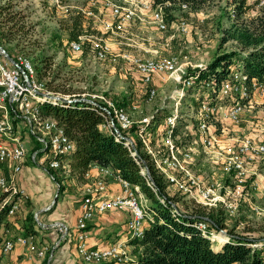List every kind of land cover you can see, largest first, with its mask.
Masks as SVG:
<instances>
[{"label":"built area","instance_id":"obj_1","mask_svg":"<svg viewBox=\"0 0 264 264\" xmlns=\"http://www.w3.org/2000/svg\"><path fill=\"white\" fill-rule=\"evenodd\" d=\"M105 4L110 7L112 18L104 21L103 25L111 32L123 31L126 24L136 18L143 20L144 12H149V22L157 29L163 31L168 27L163 6L154 4L153 0H105ZM262 4L264 0H259L258 5ZM180 8L188 10L185 3H182ZM177 28L181 32L187 31L184 21H180ZM69 45L73 51L81 49L78 40L70 41ZM109 49L105 42L98 43L95 45V54L98 58H103L109 54ZM122 56L128 59L141 75L145 102L152 101L158 95L156 85L152 82L154 76L163 80L177 70L176 55L152 58L123 53ZM197 77L198 74L195 73L181 78L180 87L172 90L168 100L160 107L161 110L168 108L166 114L160 115L157 110L135 123L126 107L118 106L101 96L105 103L100 106L104 117L102 126L110 130L115 140L127 146L137 162L139 160L136 145H139L153 168L165 179L166 188L172 187L178 196L192 199L202 208L219 204L223 209L235 212L239 201L245 196L246 176L252 159L256 156L264 157V141L254 142L243 137L223 145L220 138L224 131V121L237 123L241 120L244 100L250 97L248 78L240 70L234 71L230 79L216 87L212 80L196 82ZM251 86L254 88L255 84L251 83ZM51 93L46 82L38 77L36 68L28 56L9 54L4 48H0V164L5 163L8 169L7 173L0 170V205L11 202L7 210L8 215L15 212L18 202L25 197V190L16 184L15 174L20 170L27 152L20 138L14 134L13 120L24 121L28 129L27 134L35 137V141L41 146L39 150L42 154L39 155L36 149L30 155L32 162L37 163L47 173L49 169H63L68 172L66 161L74 150V142L53 118L40 115V106L44 102L67 105L64 100L58 99V94L53 93L54 95L50 96ZM189 96L196 99L195 105L189 104L188 108L191 110L188 112L179 111L181 99ZM72 100L78 99L68 98L65 101ZM91 103L98 106L94 101ZM132 125L136 127L131 134L128 130ZM37 130H42V133L37 134ZM102 174L86 187L80 203V214L71 231L61 221H53L49 226L58 233L55 245L67 236L73 237L76 251L83 261L122 262L121 254L126 252L123 242L117 241L104 248L88 245V221L95 212L107 209L127 210L130 216L126 222V230L128 239L131 240L143 236L150 216L148 217L146 207L138 200L141 196L138 194V186H132L110 168H102ZM141 174L150 184L149 171L142 167ZM107 176L113 177L120 184V194L102 195ZM250 188L252 189V182ZM157 197L161 202L165 201L164 196ZM172 206L173 215L185 216L186 213L180 211L174 203ZM197 225L201 231L207 232L205 222L199 221ZM218 235L222 234L211 231L208 237L218 244L228 241V238L222 235L223 240L220 242ZM16 244L35 249L32 235H18L5 239L1 250L4 253L10 252ZM250 245L260 246L264 245V242ZM42 252L40 250L39 254Z\"/></svg>","mask_w":264,"mask_h":264},{"label":"rangeland","instance_id":"obj_2","mask_svg":"<svg viewBox=\"0 0 264 264\" xmlns=\"http://www.w3.org/2000/svg\"><path fill=\"white\" fill-rule=\"evenodd\" d=\"M17 1L16 9H21V13L24 14V23L27 26L29 25L30 33L27 39H30V47L25 37L23 40H19L17 46H14L15 43L7 44L6 48L9 49V53L28 56L33 66L40 64L39 58H36L37 56H52L54 61L53 70L57 74L53 84L59 86V91L56 92L49 89L52 92L50 96L58 94V99L60 101L64 100L65 104L73 101L66 102L65 100L68 98H79L78 100L92 104V101H103L102 96L116 105L122 103L121 105L126 107L130 113L133 123L143 117L150 116L157 110L160 111V115L166 114L168 108L161 110L160 107L168 100L170 92L180 87L181 78L186 73L209 63L217 52L237 48V43L234 40L229 39L225 42L221 40L223 36L221 29L232 27V20L223 17L232 8L231 0H211L197 10H183L177 7L170 9L168 13L173 16V19L172 21L168 20V27L163 31L157 29L153 23L149 22V12H144L143 20L136 18L126 24L125 29L120 32H111L104 28L103 22L112 18L110 7L105 4V0ZM248 2L252 5L254 0H248ZM257 9V6L248 9L238 19V23L242 21L248 22L256 14ZM180 21L185 22L187 31L181 32L178 30L177 26ZM77 30L80 31L77 39L70 38L72 32ZM79 36L81 38H78ZM72 40H78L81 49L77 51L71 50L69 42ZM103 42L109 46V54L103 58H98L95 54V45ZM24 45L25 47H23ZM123 53L138 54L142 57L152 58L176 55L177 70L163 80L154 76L152 82L156 85L158 95L152 101L145 102L141 75H139L135 66L122 56ZM195 100L193 96L181 99L179 111H190L191 108H188V105H195ZM247 101H250V97L244 101L246 105L242 112L248 111L247 114H252L255 113V110L260 109L252 102L249 105ZM132 105H135V108ZM242 112L239 122L231 123L228 121L226 123L224 121L222 124L224 131L220 135L221 139L233 135L234 127L242 126ZM258 115L260 116L259 119L263 121L262 126L264 127V109H260ZM15 128L28 133L27 125L22 120L14 125ZM41 133L42 130H37V134ZM28 135L32 138L34 144L38 145L37 149L38 153H40V144L35 141V137ZM245 137L250 138L248 136ZM32 153L33 151H31ZM28 157L27 155L25 156L23 163L26 159H29ZM254 160L260 163L261 160H264V157L256 156L252 159V162ZM29 162L38 166L37 163L35 164L30 160ZM66 163L68 164V159ZM58 173L61 174V177H76L69 165L68 172H64L63 169L53 170V173H48V176L53 182L59 181L57 178ZM115 174L117 173L115 172ZM246 177L247 179L250 177L252 179V169L248 170ZM251 181L253 182V179ZM54 185L55 194H58L61 184L54 183ZM138 190V194H141L138 200L146 207L149 217L150 211L148 207L150 206V201L140 189ZM166 193L167 196L171 195L180 211L188 213L200 207L194 200L187 199L183 195L178 196L172 187L166 188ZM215 207L223 210L222 214L228 228L246 233L252 237L264 238V197L257 198L254 195H249V199L244 201L241 199L235 212H229L219 204ZM33 217L35 222L42 227L39 212L33 214ZM220 236L222 237V235ZM94 248L104 247L95 246ZM131 250L132 246L128 251L121 254L122 262H116L115 260L104 262L111 261L115 264H127Z\"/></svg>","mask_w":264,"mask_h":264},{"label":"trees","instance_id":"obj_3","mask_svg":"<svg viewBox=\"0 0 264 264\" xmlns=\"http://www.w3.org/2000/svg\"><path fill=\"white\" fill-rule=\"evenodd\" d=\"M210 1L153 0L154 4L163 6L167 21L173 19L168 11L175 7L180 9L182 3L187 4L188 10H197ZM258 1L254 0L252 5L248 0L230 1L232 8L223 17L231 19L233 23L232 27L221 29L223 34L221 40L225 42L232 39L237 43V48L217 52L209 63L194 68L184 76L197 73L196 82L212 80L214 86L218 87L221 82L230 79L234 71L240 70L248 78L250 94L253 90L251 83L258 88L264 87V4L258 5ZM17 5V0H0V45L8 53L7 44L15 43L14 46H17L19 40L25 37L29 46L30 39H27L30 33L29 25L24 23V14L21 13V9H16ZM254 6L258 7L256 14L248 22L238 23V19ZM79 33V30L72 32L70 38L77 39ZM36 58L40 61L39 65H35L38 77L44 81L46 79L48 89L59 91V86L53 84L57 74L53 70L52 56L41 55ZM96 103L98 106L76 100L64 106L44 102L40 106V115L53 118L74 142V150L68 156V165L77 178H83L92 165L110 168L132 186H138L150 201L148 207L150 217L143 236L140 239L130 240L134 259L129 264H264V245H250L264 242V238L252 237L228 228L222 209L200 206L197 210L186 213L185 216L173 215L172 204L176 206V203L172 197L167 196V183L163 176L153 168L139 145H136L139 160L137 162L127 146L115 140L112 133L102 127L104 117L100 106H104L105 103L103 101ZM19 121V119L13 120V126ZM135 127L132 125L128 131L132 134ZM34 148H38L36 143L32 150ZM142 167L149 171L150 184L141 174ZM48 172L52 174L53 169H49ZM251 180V177L246 180L245 190L250 188ZM157 196H164L165 201L161 202ZM10 203L0 205V248L5 240L3 229L8 224L7 210ZM199 221L205 222L206 233L198 228ZM34 224L33 213H28L24 225L25 235L34 233ZM211 231L222 234L228 238V241L219 240L222 243L218 244L210 240L208 234Z\"/></svg>","mask_w":264,"mask_h":264},{"label":"crops","instance_id":"obj_4","mask_svg":"<svg viewBox=\"0 0 264 264\" xmlns=\"http://www.w3.org/2000/svg\"><path fill=\"white\" fill-rule=\"evenodd\" d=\"M247 102L248 104L252 102L260 109H264V87H254L250 94V101ZM260 109L255 110L256 114H247L248 111H243L242 126L234 127L233 135L222 139L223 145L245 136L252 138L253 141H264L263 121L259 119L258 115ZM14 134L22 139L29 159H26L15 174L16 184L25 190V197L20 199L18 207L12 215L7 214L8 224L3 229L4 238L25 235L24 225L28 213L39 212L42 227L35 222L34 233L30 234L33 237L35 250L20 244H16L10 252L6 253L0 248V264H115L111 261H83L76 251L73 237L67 236L66 239L55 245L58 233L49 227L53 221H61L69 227L70 231L74 228L85 189L95 178L103 175L102 167L92 165L81 179L61 177V174L58 173L59 181L53 182L44 169L29 162L34 145L32 138L26 131H19L16 128ZM250 169H252V189L246 190L243 201L249 199V195H254L257 198L264 197V160H261L260 163L254 160ZM0 170L3 173L8 172L5 163L0 164ZM105 179L106 185L102 195L112 196L121 193V186L113 177L107 176ZM54 183L61 184L58 194H55ZM129 216L127 210L107 209L103 212H96L87 223L88 244L94 247H107L119 241L123 242L124 249L128 251L131 247L126 230ZM39 250H43V253L39 254ZM133 259L130 253L127 264Z\"/></svg>","mask_w":264,"mask_h":264},{"label":"bare ground","instance_id":"obj_5","mask_svg":"<svg viewBox=\"0 0 264 264\" xmlns=\"http://www.w3.org/2000/svg\"><path fill=\"white\" fill-rule=\"evenodd\" d=\"M217 239L221 241L223 240V238L220 235L217 236Z\"/></svg>","mask_w":264,"mask_h":264},{"label":"water","instance_id":"obj_6","mask_svg":"<svg viewBox=\"0 0 264 264\" xmlns=\"http://www.w3.org/2000/svg\"><path fill=\"white\" fill-rule=\"evenodd\" d=\"M0 48H2V47L0 46Z\"/></svg>","mask_w":264,"mask_h":264}]
</instances>
